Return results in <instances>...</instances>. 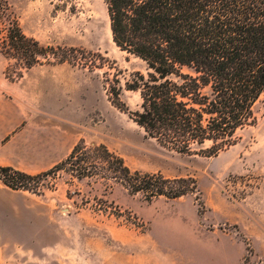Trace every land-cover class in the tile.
Listing matches in <instances>:
<instances>
[{"label":"rangeland","instance_id":"rangeland-1","mask_svg":"<svg viewBox=\"0 0 264 264\" xmlns=\"http://www.w3.org/2000/svg\"><path fill=\"white\" fill-rule=\"evenodd\" d=\"M7 1L26 37L76 58L21 70L0 55V82L12 83L7 91L20 92L56 130L69 129L72 148L102 144L131 171L190 178L196 189L148 201L112 181L59 172L49 179L52 190L27 196L35 212L32 249L21 245L10 255L0 243V264H47L45 252L61 264H264V92L255 123L233 146L214 157L176 153L111 104L107 79L123 89L146 71L114 46L104 0ZM120 100L129 112L139 108L137 93L123 90Z\"/></svg>","mask_w":264,"mask_h":264},{"label":"trees","instance_id":"trees-1","mask_svg":"<svg viewBox=\"0 0 264 264\" xmlns=\"http://www.w3.org/2000/svg\"><path fill=\"white\" fill-rule=\"evenodd\" d=\"M104 1L114 46L142 61L146 71L135 72L123 89L107 79L108 96L150 139L182 155L214 157L255 123V105L264 92V0ZM0 55L21 70L40 60L60 64L74 58L26 37L7 0H0ZM86 63L95 67L92 60ZM4 75L13 82L7 71ZM21 77L20 72L16 79ZM123 90L139 95L138 110L129 112L120 100ZM59 172L77 180L112 181L148 201L176 199L196 189L190 178L131 171L106 146L86 147L83 141L36 175L0 167V184L41 196L52 190L49 179Z\"/></svg>","mask_w":264,"mask_h":264},{"label":"crops","instance_id":"crops-1","mask_svg":"<svg viewBox=\"0 0 264 264\" xmlns=\"http://www.w3.org/2000/svg\"><path fill=\"white\" fill-rule=\"evenodd\" d=\"M0 167L36 175L51 169L71 152L70 131L55 129L53 121L39 116L31 103L24 104L20 92L7 91L12 83L0 82ZM27 192L12 191L0 184V243L12 255L18 246L32 249L34 210ZM53 246L54 237L42 238ZM47 264H61L54 252H45ZM50 259V260H49Z\"/></svg>","mask_w":264,"mask_h":264}]
</instances>
